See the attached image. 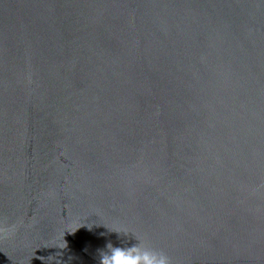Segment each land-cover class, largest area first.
<instances>
[{"label": "water", "instance_id": "1", "mask_svg": "<svg viewBox=\"0 0 264 264\" xmlns=\"http://www.w3.org/2000/svg\"><path fill=\"white\" fill-rule=\"evenodd\" d=\"M264 264V0H0V264Z\"/></svg>", "mask_w": 264, "mask_h": 264}, {"label": "clouds", "instance_id": "2", "mask_svg": "<svg viewBox=\"0 0 264 264\" xmlns=\"http://www.w3.org/2000/svg\"><path fill=\"white\" fill-rule=\"evenodd\" d=\"M118 234L117 245L106 243L103 249L97 250L98 264H170L169 258L147 244H129L127 235Z\"/></svg>", "mask_w": 264, "mask_h": 264}]
</instances>
